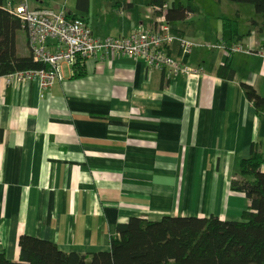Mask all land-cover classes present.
<instances>
[{
  "label": "crops",
  "instance_id": "1",
  "mask_svg": "<svg viewBox=\"0 0 264 264\" xmlns=\"http://www.w3.org/2000/svg\"><path fill=\"white\" fill-rule=\"evenodd\" d=\"M158 1L188 8L190 15L171 25L198 46L184 54L175 43L169 53L201 68V76H169L142 57L100 54L63 64L62 78L48 89L38 78L0 77V252L8 259L20 260L23 234L86 255L109 251L118 225L133 216L242 221L250 211L231 181L253 145L264 156V113L242 89L248 84L264 97V25L254 6L226 0L56 6L105 39L153 25ZM16 43L19 56L31 55L24 28ZM222 43H240L243 51L229 54Z\"/></svg>",
  "mask_w": 264,
  "mask_h": 264
},
{
  "label": "trees",
  "instance_id": "2",
  "mask_svg": "<svg viewBox=\"0 0 264 264\" xmlns=\"http://www.w3.org/2000/svg\"><path fill=\"white\" fill-rule=\"evenodd\" d=\"M226 1L253 5L264 25V0ZM189 15L184 6L169 7L166 14L170 22L184 21ZM23 28L22 20L0 0V77L48 68L32 55L17 54V32ZM82 75L84 70L76 76ZM242 89L257 113H264V97L248 84H242ZM263 161L260 148L253 145L251 155L239 163L240 177L231 181V189L245 193L251 202L242 221L214 215L164 216L155 221L133 216L118 225L109 251L86 255L67 253L55 242L23 234L19 238L20 260H10L0 252V264H264Z\"/></svg>",
  "mask_w": 264,
  "mask_h": 264
},
{
  "label": "built area",
  "instance_id": "3",
  "mask_svg": "<svg viewBox=\"0 0 264 264\" xmlns=\"http://www.w3.org/2000/svg\"><path fill=\"white\" fill-rule=\"evenodd\" d=\"M9 10L23 22L28 34L31 55L47 69L17 72L7 75L9 80L31 81L38 78L43 89L50 88L61 79L63 64L76 65L79 59L94 58L98 55H127L142 57L149 68L165 71L169 76L183 75L198 77L203 74L199 67H193L169 53L177 43L184 54H189L197 43L176 32L167 19V4L154 6L157 16L151 26H140L128 36L98 38L85 19L70 17L65 8H31L28 0H19ZM12 4V6H11ZM55 42L51 47L49 42ZM230 53L243 51L240 43L219 45ZM249 53V51H247Z\"/></svg>",
  "mask_w": 264,
  "mask_h": 264
},
{
  "label": "rangeland",
  "instance_id": "4",
  "mask_svg": "<svg viewBox=\"0 0 264 264\" xmlns=\"http://www.w3.org/2000/svg\"><path fill=\"white\" fill-rule=\"evenodd\" d=\"M19 1V0H18ZM31 1V3L32 2H35V0H30ZM29 1V2H30ZM45 5H44V7H47V8H54V9H60L59 8V6H56V4H61V2L63 1V0H41ZM107 1V0H106ZM169 1H171V3L172 2H175V3H178V1H180V0H169ZM183 1V0H182ZM201 3H204V0H199ZM16 3H18V2H16ZM62 6V5H61ZM60 6V7H61Z\"/></svg>",
  "mask_w": 264,
  "mask_h": 264
}]
</instances>
